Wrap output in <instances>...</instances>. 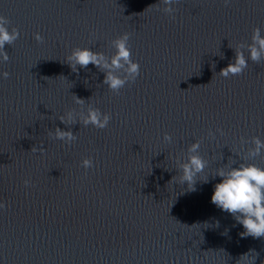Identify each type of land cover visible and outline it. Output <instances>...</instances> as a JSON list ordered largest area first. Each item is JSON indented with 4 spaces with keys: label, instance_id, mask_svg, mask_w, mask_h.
Wrapping results in <instances>:
<instances>
[{
    "label": "water",
    "instance_id": "95a60500",
    "mask_svg": "<svg viewBox=\"0 0 264 264\" xmlns=\"http://www.w3.org/2000/svg\"><path fill=\"white\" fill-rule=\"evenodd\" d=\"M164 7L0 0V15L21 32L0 64L10 73L0 77V264H264V237H241L243 227L211 202L220 179L211 175L244 160L252 137L264 139V59L220 75L254 28L264 34V0H177L171 16ZM125 32L141 70L119 93L92 64L72 71V48L111 55ZM75 97L110 113L108 127L62 123L65 111H79ZM56 127L78 139L51 138ZM195 140L209 161L199 179L209 182L183 192L177 158ZM245 162L264 167V153Z\"/></svg>",
    "mask_w": 264,
    "mask_h": 264
},
{
    "label": "clouds",
    "instance_id": "9594fccd",
    "mask_svg": "<svg viewBox=\"0 0 264 264\" xmlns=\"http://www.w3.org/2000/svg\"><path fill=\"white\" fill-rule=\"evenodd\" d=\"M165 7L163 12L173 15L177 0H163ZM227 5L230 0H224ZM10 20L0 15V64L9 60L5 45H11L20 38L21 32L17 27L10 28ZM34 37L37 42L43 41L44 37L36 32ZM130 34L125 32L111 43L114 49L113 54L107 55L104 51L94 50L92 47H74L66 57L67 63L73 72L79 71V68L87 69L89 64L96 67L99 72L104 74L103 84L107 85L111 92L119 93L126 84L135 81L140 75L141 65L138 60L133 59L132 48L129 45ZM264 59V34L260 27L253 29L251 43H241L235 53L233 62L224 68L220 75L229 77L230 75L242 74L249 66V61L259 63ZM10 73L5 71L0 73V77L7 79ZM74 103L80 106L79 111L76 108H70L59 116V119L65 125L73 123L83 124L85 127L91 125L98 129L107 128L112 116L108 112L87 103L79 97H75ZM217 132L223 134L221 129ZM49 136L55 140L71 144L78 138L69 127L67 130L56 127L55 131H50ZM209 136L215 138V133L209 130ZM163 142L173 144L172 135L165 133ZM248 143L242 140L241 144ZM252 147L246 150L244 160L237 165L236 161H230L228 164L217 168L213 179L219 177L218 182L214 184L211 195V202L221 211L231 214L236 224L243 227L244 231L240 233L241 237L252 236L254 238L264 237V167L255 163L245 162L254 160L255 157L264 153V139L259 136L251 138ZM201 141L195 140L187 148V158H177L179 169V180L174 181L185 191H195L197 181L209 182V176L206 179H199L201 174L208 167L209 161L200 154ZM44 148L33 147L32 151H43ZM237 165V166H233ZM81 166L85 169H91L94 161L91 157L84 158ZM174 177V176H173ZM173 177L172 180L173 181ZM29 180H25L27 186ZM185 184L187 188H185ZM6 207L5 201H0V209ZM219 226V221H216ZM235 226V225H233ZM225 230V235L227 234ZM248 253L244 254L247 255ZM256 259V258H255ZM255 259L251 264H255Z\"/></svg>",
    "mask_w": 264,
    "mask_h": 264
}]
</instances>
